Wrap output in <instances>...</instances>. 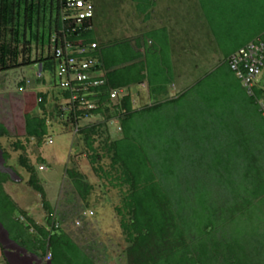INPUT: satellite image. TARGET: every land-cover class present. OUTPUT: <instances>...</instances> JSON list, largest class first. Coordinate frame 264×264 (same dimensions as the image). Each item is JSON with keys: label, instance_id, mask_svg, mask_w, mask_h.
<instances>
[{"label": "trees", "instance_id": "obj_1", "mask_svg": "<svg viewBox=\"0 0 264 264\" xmlns=\"http://www.w3.org/2000/svg\"><path fill=\"white\" fill-rule=\"evenodd\" d=\"M60 1L0 0V73L35 65L41 72L35 83L51 87L27 89L28 79H22L13 132L0 120V138L13 139L9 147L18 154V166L28 174L25 184L39 195L43 211L37 221L7 190L22 180L0 144L4 167L18 178L15 182L0 170V224L9 240L39 260L50 254L51 264H101L58 222L26 155V144L40 145L57 121L72 130L78 155L85 156L96 180L88 181L80 171L78 155L70 158L64 179L74 195L88 208L97 185L118 192L112 210L126 245V264H264V121L227 63L238 48L264 33L263 23L247 34L252 20L258 15L263 20L264 0L226 3L218 20L236 29L235 44L218 66L173 98L169 88L182 83V77L165 27L101 41L94 30V7L92 18L75 27L61 20ZM151 7L154 3L147 0L137 9L147 20ZM53 34L74 47L95 45L90 55L98 62L96 79L104 82L87 91L85 99L94 109H79L78 101L69 102L71 92L58 87L59 60L50 51ZM132 86H144L148 96L140 108L133 104ZM115 89L125 94L112 101ZM239 103L245 111L254 109L261 127L254 121L252 129L242 125L233 110Z\"/></svg>", "mask_w": 264, "mask_h": 264}, {"label": "rangeland", "instance_id": "obj_2", "mask_svg": "<svg viewBox=\"0 0 264 264\" xmlns=\"http://www.w3.org/2000/svg\"><path fill=\"white\" fill-rule=\"evenodd\" d=\"M90 1L94 7V30L97 39H101V41L126 38V36L135 34L136 31H148L160 27H165L168 30L171 54L175 61L174 64L177 63L179 66V73H181L179 76L182 77V83L177 81V84H173L169 88V98L176 97L209 69L218 66L224 60L227 49L234 45L237 39L234 35L237 32L232 33L236 29H232L233 26L227 28L221 25L218 20V16L223 12L222 8L227 7L226 3L229 0H150L154 2V7L148 10L149 19L147 20L145 19L146 15L139 13L137 9V6L140 5L145 7L147 0ZM263 23L264 18L262 20L258 15L254 22L251 21V27H247V34L254 31V26L257 29ZM245 32L241 33L242 37ZM39 50L40 48H36L35 52L38 54ZM37 71V66L30 65L0 73V120L7 124L11 132H13L16 123L12 114H19L22 106V93L17 84L22 79H28L32 83L27 85V89L45 91L51 88L35 83ZM43 77L47 80L50 78L48 74H43ZM55 90L57 91V88ZM129 91L136 100L133 104L138 106L137 108L141 107L137 102L138 98L145 101V104L148 102L146 92L139 86H132ZM238 106L237 108L234 106L233 110H237L239 113L234 115L240 119L242 125L252 129V121H254L258 122V126L261 127L260 119L255 115L254 109L248 106L249 110L253 111H245L244 104L239 103ZM17 116L19 118V115ZM227 117L232 124L234 117L231 114ZM97 120H93V122ZM88 123L90 122H81L80 125ZM113 131H118L115 125H113ZM12 141V138H0L1 146L7 148L11 154L7 163L19 173L22 182H18L17 176L4 167V161L2 162L1 159L0 170L8 172L12 180L18 182L7 186V190L14 200L21 208L26 209L29 215L39 221L43 216L41 199L31 188L26 186L25 181L28 174L18 166V154L12 153L9 147V143ZM21 141L26 144L24 139ZM79 152L80 144L72 130L57 121L50 123L47 136L40 145L37 146L34 140H30L26 144V155L36 168V174L44 188L47 200L59 216L58 222L72 234L76 243L96 263L126 264L124 255L126 245L117 228L115 214L112 210V207L117 203L118 192L101 190L100 185H97L94 200H92L91 206L86 208L64 179V171L69 159L76 157ZM75 159L87 180L95 183V177L90 171L85 156L78 155ZM40 166H43L44 169L39 170ZM6 246L13 247L11 243H6ZM6 249L11 250V248ZM3 251L4 248L0 243V264H6ZM12 252L15 253V257H21L18 264L33 262L32 256L28 253L23 254L17 249ZM22 256L25 259L22 260ZM15 257L11 260H15Z\"/></svg>", "mask_w": 264, "mask_h": 264}, {"label": "built area", "instance_id": "obj_3", "mask_svg": "<svg viewBox=\"0 0 264 264\" xmlns=\"http://www.w3.org/2000/svg\"><path fill=\"white\" fill-rule=\"evenodd\" d=\"M60 2V18L68 25L75 27L82 25L93 16V6L88 0H61ZM94 49V44L74 47L69 43H60L56 34L50 38L51 54L59 60L56 70L57 85L71 92L69 102L78 101V108L86 111L95 107L93 103L85 99L88 95L87 91L104 82L102 79H96L98 62L90 55ZM227 63L248 96L253 97L259 115L264 121V33L238 48L228 57ZM36 76L41 77L40 70L37 71ZM26 82L30 83L29 80ZM254 90H258L260 95L254 96ZM123 94V89H115L109 96L114 101ZM43 169V166L39 167V170ZM47 262H50V254H47L38 264Z\"/></svg>", "mask_w": 264, "mask_h": 264}, {"label": "bare ground", "instance_id": "obj_4", "mask_svg": "<svg viewBox=\"0 0 264 264\" xmlns=\"http://www.w3.org/2000/svg\"><path fill=\"white\" fill-rule=\"evenodd\" d=\"M154 3V2H153ZM153 12V11H152ZM150 15H152V14H150ZM157 17V16H156ZM140 23V22H139ZM149 23V22H148ZM146 24V23H145ZM147 26H149V25H147ZM129 27V26H128ZM137 29V28H136ZM141 29V28H140ZM145 29V28H144ZM151 29V28H150ZM134 32H135V30H134ZM144 31H136V33L135 34H139V33H143ZM135 34H132V35H135ZM132 35H130V36H132ZM174 39V38H173ZM174 41V40H173ZM177 45V44H176ZM173 48V47H172ZM176 53H179V52H176ZM186 53V52H185ZM214 62V61H213ZM212 62V63H213ZM185 64V63H184ZM216 65V64H215ZM178 70V69H177ZM185 73V72H184ZM178 77V76H177ZM177 79V78H176ZM187 81V80H186ZM182 82V81H181ZM189 82V81H188ZM181 87H182V85H181ZM141 90H144L145 91V88H144V86H140L139 87ZM180 88V87H179ZM178 88V89H179ZM171 91H172V89H171ZM178 91V90H177ZM146 92V91H145ZM123 93L125 94V90L123 91ZM144 93V92H143ZM172 93V92H171ZM175 93V92H174ZM146 94V93H145ZM138 95V94H137ZM140 95V94H139ZM139 97V96H138ZM134 99V98H133ZM134 102H136V100L134 99ZM137 102L139 103V105H143L144 104V102L145 101H143L142 99H139L138 98V100H137ZM0 159L2 160V162H3V159H2V152H1V150H0ZM0 232H1V234H0V243L2 244V247L4 248V256H5V260H6V262L8 263V264H18L17 262H18V260H20V258H18V257H15L14 256V252H12L13 250H15L16 251V249H17V251L18 250H20L21 252H23V254H26V251L25 250H23V249H21V248H19L16 244H14L12 241H10L9 240V237H8V233L4 230V228L2 227V225L0 224ZM6 243L7 244H9V243H11L12 245H13V247H9V246H6ZM6 248H11V250H7ZM32 256V255H31ZM16 258L15 260H11V259H13V258ZM32 258V263L31 264H34V262L36 263V264H38V263H41V259L39 260V258L37 259L36 257H34V256H32L31 257ZM23 259H25V257H23L22 256V260ZM25 264V263H24ZM46 264H51L50 262H47Z\"/></svg>", "mask_w": 264, "mask_h": 264}, {"label": "clouds", "instance_id": "obj_5", "mask_svg": "<svg viewBox=\"0 0 264 264\" xmlns=\"http://www.w3.org/2000/svg\"><path fill=\"white\" fill-rule=\"evenodd\" d=\"M41 260H43V259H41Z\"/></svg>", "mask_w": 264, "mask_h": 264}]
</instances>
